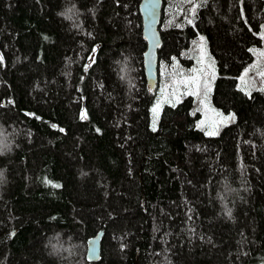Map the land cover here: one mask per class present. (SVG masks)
<instances>
[{"label": "trees", "instance_id": "16d2710c", "mask_svg": "<svg viewBox=\"0 0 264 264\" xmlns=\"http://www.w3.org/2000/svg\"><path fill=\"white\" fill-rule=\"evenodd\" d=\"M162 1L160 84L203 40L216 136L192 96L151 128L140 0H0V264H264V0Z\"/></svg>", "mask_w": 264, "mask_h": 264}, {"label": "rangeland", "instance_id": "374dc122", "mask_svg": "<svg viewBox=\"0 0 264 264\" xmlns=\"http://www.w3.org/2000/svg\"><path fill=\"white\" fill-rule=\"evenodd\" d=\"M264 41V35H261ZM196 50V62L191 66L176 59L175 63L165 67L161 71L160 78L164 81L159 89V102L152 112L151 128L159 118L160 109L165 104H177L184 97L192 96L199 100L201 105V117L197 122V127L206 133L214 132L219 134L220 130L235 120L233 113H224L215 108L212 103L214 85L218 76L217 66L214 57L204 44L203 40L194 44L188 51ZM186 52V56L190 52ZM256 60L251 67L246 69L239 79L238 88L246 94L253 91H264V44L255 50ZM160 73V71H159ZM160 87V86H159ZM234 118V119H233ZM207 135V134H206Z\"/></svg>", "mask_w": 264, "mask_h": 264}, {"label": "water", "instance_id": "95a60500", "mask_svg": "<svg viewBox=\"0 0 264 264\" xmlns=\"http://www.w3.org/2000/svg\"><path fill=\"white\" fill-rule=\"evenodd\" d=\"M162 0H140L139 14L142 19V38L146 43L143 53V71L146 88L154 92L159 83V52L163 47L160 35L162 17ZM103 231L90 238L86 243V260L98 263L101 259Z\"/></svg>", "mask_w": 264, "mask_h": 264}, {"label": "snow or ice", "instance_id": "6c2138e0", "mask_svg": "<svg viewBox=\"0 0 264 264\" xmlns=\"http://www.w3.org/2000/svg\"><path fill=\"white\" fill-rule=\"evenodd\" d=\"M201 39H203V38H201ZM261 76H264V73H261ZM262 90H264V89H262ZM154 111H155V109H154ZM82 116H83V113H82ZM234 119V118H233ZM153 130H155V125H153ZM207 135H213V134H215L214 132H208V133H206Z\"/></svg>", "mask_w": 264, "mask_h": 264}]
</instances>
